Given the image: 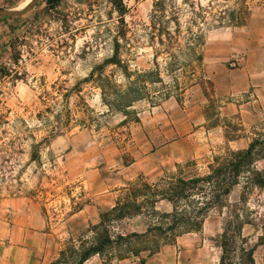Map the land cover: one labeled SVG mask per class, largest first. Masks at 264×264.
Instances as JSON below:
<instances>
[{"label":"rangeland","instance_id":"obj_1","mask_svg":"<svg viewBox=\"0 0 264 264\" xmlns=\"http://www.w3.org/2000/svg\"><path fill=\"white\" fill-rule=\"evenodd\" d=\"M31 1L0 0V9L23 10ZM120 1L123 15L116 7ZM263 5L264 0H61L50 8L40 0L30 12L0 21V252L16 246L8 233L18 227L44 234L57 259L71 239L99 223L123 188L138 181L128 172L138 151L150 158L152 171L190 163L186 175L204 176L216 158L245 151L261 138L264 97L226 95L227 76L225 95L216 94L221 63L242 74L243 47L223 60L222 46L213 42L245 26L251 8ZM116 42L119 61L106 63ZM128 88L142 95L127 118L107 102ZM255 154L253 171L264 177V147ZM250 176L235 187L230 207L210 212L200 232L161 250H176L186 264L184 251L204 249L210 264H220L226 219L235 214L241 235L225 264H249L241 246L253 250L255 264H264V188ZM143 222L136 218L110 229L141 233ZM33 239L35 247L27 248L34 254L40 251ZM149 254L96 256L86 264H147Z\"/></svg>","mask_w":264,"mask_h":264},{"label":"trees","instance_id":"obj_2","mask_svg":"<svg viewBox=\"0 0 264 264\" xmlns=\"http://www.w3.org/2000/svg\"><path fill=\"white\" fill-rule=\"evenodd\" d=\"M46 2L50 8H55L61 0ZM116 7L123 15L122 1L116 3ZM9 20L0 18L1 22ZM114 51V57L106 63H118V42ZM198 60L200 62L202 58ZM141 95V91L128 88L118 94L112 103H107L110 108L128 118L129 109L141 99ZM263 147L264 135L254 139L245 151H230L227 156L216 158L204 176L190 175L191 173L186 175V169L192 166L187 163L176 166L174 173L166 174L153 183L139 178L136 183L121 190L115 205L100 214L97 225H91L78 240L71 239L66 249L51 264H86L93 257H112L114 254H117L114 256L119 260L130 256L138 257L142 252L153 255L185 234L200 232L210 212H221L230 207L229 198L245 175H252L247 179L254 181L259 188H264V177L261 175L263 173L253 171L255 151ZM136 218L144 221L143 232H111V226ZM241 229L239 216L230 214L222 236L223 256L220 264H225V255L231 245L236 244L234 239L241 235ZM232 230L235 236L230 234ZM240 250L248 257L249 264H255L253 250L250 251L244 246Z\"/></svg>","mask_w":264,"mask_h":264},{"label":"crops","instance_id":"obj_3","mask_svg":"<svg viewBox=\"0 0 264 264\" xmlns=\"http://www.w3.org/2000/svg\"><path fill=\"white\" fill-rule=\"evenodd\" d=\"M256 9L258 10L256 11ZM251 10L255 11L251 14V17L245 26L239 27L235 30L231 29L227 33H220L215 37L216 41L213 42V45L217 44V48L222 46V53H224L221 54L220 52V54L223 60H229L233 57V55L231 56L232 52L230 51L232 49L243 47L244 51L243 59L245 66L240 77H238V74H235L234 71L226 68L223 63L220 65L222 67V75H214V82L217 84L216 94L218 96L219 93L220 95H225V91L222 90V87H224V84L222 85V76H227L226 82H228L229 86L226 95L233 97L238 94L253 92L257 97H264V5L255 9L251 8ZM224 55L229 56L225 57ZM218 56L219 54L214 55V59L219 60L220 57ZM238 83L243 86L242 90H236V85H238ZM228 107H230V110H236L238 108V106L232 104H229ZM138 153H140V156L135 157L136 161L128 167L129 175L134 178H144L147 182L153 183L162 176L172 174L176 171V165L174 164L173 167H171V165L167 166L166 164L159 165L158 170L152 171L148 165L150 158L143 155L142 153L144 152L142 151H138ZM8 234H10V236L12 235L11 240L16 243V246H8L2 253L0 252V264H48L56 260V258H54L56 256L55 247L53 244L49 243V239L45 238L44 234L38 233V236L37 233H34L35 235H32L30 229H19L18 227L12 229ZM13 234L17 235L14 236ZM20 235L22 236V240H20ZM32 236L35 240L37 237L40 242H36L37 244L35 248L37 249L38 245V250L40 252L34 250V254L27 248L28 246H31L32 248L35 247L30 244ZM19 243L22 245L18 246ZM163 249L156 254H149L150 258L147 264H182V261L179 260L180 254L176 250ZM207 254L208 253L204 249L190 250L188 252L184 251L182 258H185L186 264H210ZM139 257L140 256H132L134 259H139Z\"/></svg>","mask_w":264,"mask_h":264},{"label":"water","instance_id":"obj_4","mask_svg":"<svg viewBox=\"0 0 264 264\" xmlns=\"http://www.w3.org/2000/svg\"><path fill=\"white\" fill-rule=\"evenodd\" d=\"M39 1L40 0H32L31 3L23 10H1L0 9V17L1 18H13V17L22 16L30 12L31 10H33Z\"/></svg>","mask_w":264,"mask_h":264},{"label":"bare ground","instance_id":"obj_5","mask_svg":"<svg viewBox=\"0 0 264 264\" xmlns=\"http://www.w3.org/2000/svg\"><path fill=\"white\" fill-rule=\"evenodd\" d=\"M29 3V2H28Z\"/></svg>","mask_w":264,"mask_h":264}]
</instances>
